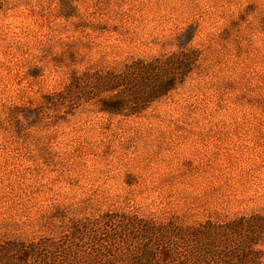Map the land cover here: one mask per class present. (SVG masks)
<instances>
[{
  "label": "rangeland",
  "instance_id": "obj_1",
  "mask_svg": "<svg viewBox=\"0 0 264 264\" xmlns=\"http://www.w3.org/2000/svg\"><path fill=\"white\" fill-rule=\"evenodd\" d=\"M179 51L198 67L138 116L43 108L72 72ZM105 214L264 216V0H2L0 247L88 264L125 245Z\"/></svg>",
  "mask_w": 264,
  "mask_h": 264
},
{
  "label": "trees",
  "instance_id": "obj_2",
  "mask_svg": "<svg viewBox=\"0 0 264 264\" xmlns=\"http://www.w3.org/2000/svg\"><path fill=\"white\" fill-rule=\"evenodd\" d=\"M197 67V52L179 51L149 60L135 59L118 70L72 72L66 86L47 97L43 108L63 109L69 114L87 105L104 114L138 116L183 86ZM101 222L119 228L125 245L107 243L117 253L109 255L104 247L99 259L88 264H264V216L259 214L191 226L117 214L89 220L96 225ZM129 230L135 241H129ZM59 247L45 238L6 245L0 247V264H35L37 259L38 264H86L56 257V252H62L57 251Z\"/></svg>",
  "mask_w": 264,
  "mask_h": 264
}]
</instances>
